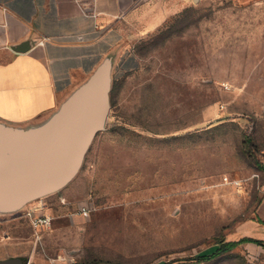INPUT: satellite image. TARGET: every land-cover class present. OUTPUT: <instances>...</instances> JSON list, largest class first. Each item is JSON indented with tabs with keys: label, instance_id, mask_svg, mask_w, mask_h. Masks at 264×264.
<instances>
[{
	"label": "rangeland",
	"instance_id": "obj_1",
	"mask_svg": "<svg viewBox=\"0 0 264 264\" xmlns=\"http://www.w3.org/2000/svg\"><path fill=\"white\" fill-rule=\"evenodd\" d=\"M152 1L174 11L140 33L126 66L108 55L109 117L77 176L0 213V261L199 264L219 241L248 237L264 180L244 140L264 164V86L245 65L260 60L264 1ZM29 209L52 223L34 228ZM200 264H264V246Z\"/></svg>",
	"mask_w": 264,
	"mask_h": 264
},
{
	"label": "crops",
	"instance_id": "obj_2",
	"mask_svg": "<svg viewBox=\"0 0 264 264\" xmlns=\"http://www.w3.org/2000/svg\"><path fill=\"white\" fill-rule=\"evenodd\" d=\"M173 11L152 0H0V124L43 125L109 54L119 55L126 66L134 40ZM259 33L260 60L245 68L249 76L260 71L264 86V26ZM27 40V51L12 49ZM260 190L243 228L246 236L264 241V182Z\"/></svg>",
	"mask_w": 264,
	"mask_h": 264
},
{
	"label": "water",
	"instance_id": "obj_3",
	"mask_svg": "<svg viewBox=\"0 0 264 264\" xmlns=\"http://www.w3.org/2000/svg\"><path fill=\"white\" fill-rule=\"evenodd\" d=\"M27 40L12 49L25 52ZM112 60L104 58L43 125L22 129L0 124V213L66 187L79 173L110 113Z\"/></svg>",
	"mask_w": 264,
	"mask_h": 264
},
{
	"label": "trees",
	"instance_id": "obj_4",
	"mask_svg": "<svg viewBox=\"0 0 264 264\" xmlns=\"http://www.w3.org/2000/svg\"><path fill=\"white\" fill-rule=\"evenodd\" d=\"M244 141H245V144L248 148V150L246 152L248 159L250 161H252V163H254L256 165V167L264 170V164H262L255 157V154L253 151L254 143H253L251 136H246ZM245 242H254V243H257L259 245L264 246V241L254 239V238L252 239L251 237H243V238L235 240V241L221 240L217 243L218 247L214 251H212L211 253H208V254L199 255L197 257V259H198L197 262L200 264L201 262L212 260V259L222 255L223 253L236 248L238 245L245 243ZM0 264H26V261L21 259V258H13V259H7V260L0 261Z\"/></svg>",
	"mask_w": 264,
	"mask_h": 264
},
{
	"label": "built area",
	"instance_id": "obj_5",
	"mask_svg": "<svg viewBox=\"0 0 264 264\" xmlns=\"http://www.w3.org/2000/svg\"><path fill=\"white\" fill-rule=\"evenodd\" d=\"M43 43V42H41ZM82 214L87 216L89 214V210L86 208H83L81 210ZM27 216L30 219V222L32 226L36 229L46 227L52 223L53 217L46 214H38L35 209H29L27 210Z\"/></svg>",
	"mask_w": 264,
	"mask_h": 264
}]
</instances>
